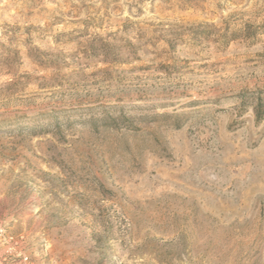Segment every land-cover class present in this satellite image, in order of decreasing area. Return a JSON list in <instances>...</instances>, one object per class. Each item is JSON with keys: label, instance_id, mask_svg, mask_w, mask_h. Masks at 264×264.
I'll use <instances>...</instances> for the list:
<instances>
[{"label": "rangeland", "instance_id": "obj_1", "mask_svg": "<svg viewBox=\"0 0 264 264\" xmlns=\"http://www.w3.org/2000/svg\"><path fill=\"white\" fill-rule=\"evenodd\" d=\"M264 0H0V264H264Z\"/></svg>", "mask_w": 264, "mask_h": 264}, {"label": "trees", "instance_id": "obj_2", "mask_svg": "<svg viewBox=\"0 0 264 264\" xmlns=\"http://www.w3.org/2000/svg\"><path fill=\"white\" fill-rule=\"evenodd\" d=\"M255 117L257 121H261L264 118V100L263 98H258L256 106L253 108Z\"/></svg>", "mask_w": 264, "mask_h": 264}]
</instances>
